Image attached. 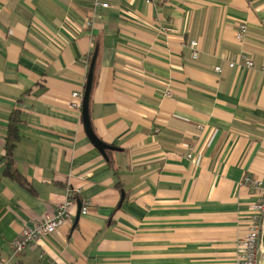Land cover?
I'll list each match as a JSON object with an SVG mask.
<instances>
[{"label": "crops", "instance_id": "crops-1", "mask_svg": "<svg viewBox=\"0 0 264 264\" xmlns=\"http://www.w3.org/2000/svg\"><path fill=\"white\" fill-rule=\"evenodd\" d=\"M241 51L252 69L228 67ZM90 67L104 152L71 104ZM12 113L24 185L4 173ZM244 176L264 179V0H0V262L237 264ZM67 198L63 226L13 254Z\"/></svg>", "mask_w": 264, "mask_h": 264}, {"label": "built area", "instance_id": "built-area-1", "mask_svg": "<svg viewBox=\"0 0 264 264\" xmlns=\"http://www.w3.org/2000/svg\"><path fill=\"white\" fill-rule=\"evenodd\" d=\"M150 3L151 0H145ZM103 7L108 6L107 3H101ZM90 22L87 21L86 25ZM247 34V26L245 23L237 24L235 38L238 42H243ZM192 59H197L199 48L198 42L190 40L188 42ZM242 66L246 70L253 68V61L244 51H241L231 57L228 61V67ZM222 68L215 66L214 71L220 73ZM74 99L71 104L78 108L81 105V94L72 92ZM192 161L194 160L191 154H187ZM242 184H246L256 190V200L251 203L248 212L245 216V233L239 238L237 264H261L260 253L261 249V232L263 229L264 216V179L244 176ZM69 197V195H68ZM88 202L84 203L80 208L81 213H86ZM72 201L66 199L64 202L57 205L53 214H45L39 220H34L31 223L24 224L18 236L11 242L13 254H18L24 249L33 246L38 240L48 237L57 232L63 226L65 219L69 216L72 209ZM0 264H15L9 261L0 262Z\"/></svg>", "mask_w": 264, "mask_h": 264}, {"label": "water", "instance_id": "water-1", "mask_svg": "<svg viewBox=\"0 0 264 264\" xmlns=\"http://www.w3.org/2000/svg\"><path fill=\"white\" fill-rule=\"evenodd\" d=\"M92 87V67L89 68L87 79L84 85V90L82 94V99H81V117H82V122L83 126L85 128L87 136L90 138L91 142L102 152H104L105 149H113V147L106 145L102 143L93 133L91 124H90V119H89V114H88V106H89V98H90V91ZM123 197V193H122ZM81 206L79 205V209ZM261 249L263 252V259L261 264H264V216H263V229L261 232Z\"/></svg>", "mask_w": 264, "mask_h": 264}, {"label": "trees", "instance_id": "trees-1", "mask_svg": "<svg viewBox=\"0 0 264 264\" xmlns=\"http://www.w3.org/2000/svg\"><path fill=\"white\" fill-rule=\"evenodd\" d=\"M17 114L14 116L12 113L10 116V120L8 122V129H7V135L5 138V175L9 177L10 179L18 182L21 185H24V181L21 178V176L16 171V168L14 167L12 157L10 156L12 147L14 146L15 140L17 139L16 135V118Z\"/></svg>", "mask_w": 264, "mask_h": 264}, {"label": "rangeland", "instance_id": "rangeland-1", "mask_svg": "<svg viewBox=\"0 0 264 264\" xmlns=\"http://www.w3.org/2000/svg\"><path fill=\"white\" fill-rule=\"evenodd\" d=\"M263 259V252L260 253V263L262 262Z\"/></svg>", "mask_w": 264, "mask_h": 264}]
</instances>
